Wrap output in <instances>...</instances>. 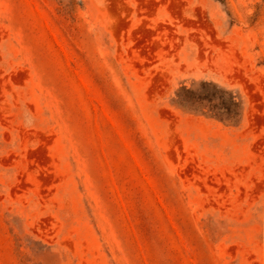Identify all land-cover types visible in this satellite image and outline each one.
<instances>
[{
  "label": "rangeland",
  "instance_id": "1",
  "mask_svg": "<svg viewBox=\"0 0 264 264\" xmlns=\"http://www.w3.org/2000/svg\"><path fill=\"white\" fill-rule=\"evenodd\" d=\"M0 264H264V0H0Z\"/></svg>",
  "mask_w": 264,
  "mask_h": 264
}]
</instances>
